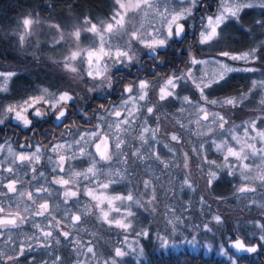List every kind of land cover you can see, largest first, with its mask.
Instances as JSON below:
<instances>
[{
    "label": "snow or ice",
    "instance_id": "6c2138e0",
    "mask_svg": "<svg viewBox=\"0 0 264 264\" xmlns=\"http://www.w3.org/2000/svg\"><path fill=\"white\" fill-rule=\"evenodd\" d=\"M217 4L215 12L211 15L199 16V22L195 23L197 21L196 13L204 7V0H112L111 15L106 19L94 22L92 17L85 16L81 24L74 26L73 30L67 34L59 24L49 25L57 32V38L53 41L54 45L71 42L74 46L70 48L69 54L64 57L62 62L54 60L53 63H62L63 69L73 74V79L82 80L86 75L92 81H101L100 84L88 88L89 92L100 89L114 90L119 84V93L122 96L118 105L108 108L104 104L99 105L98 111L103 115L99 117L101 122L94 125V130L80 133L77 128V138H74L71 143L67 145L58 143L52 147L51 151L57 154L55 167L52 171L64 172L65 165H67L68 179L57 175L47 182L61 186L59 190H56V195L62 197L63 203L67 204L71 200L75 205L80 202L82 178L83 181L88 182L83 188V195L95 202L96 219L109 228L115 227L124 232L131 229L132 221L129 218L135 215L131 208L134 204L140 207H143V204L134 197L131 191L127 194L109 191L113 185L120 184L127 179L124 174L127 172L126 168L123 172L120 170L111 171V164L113 160L122 164L127 163V153L125 152L127 140L125 137L131 130H135L131 126L138 118L137 114H141L139 118L142 119V126L139 127L136 138L140 141L141 147L148 144L151 151L143 153L137 149L132 155L140 160L145 159L146 156L149 159L154 158L163 165L164 169L170 167V162H165L155 150V143H158L156 136L160 132L158 113L165 106L175 108L176 112L180 113L188 111L185 105L189 106L197 117L194 122L197 128L207 129V132L197 131L195 133L197 136L220 134L219 140L203 141L198 148L192 149L203 163L215 165L217 169L227 168L228 175H234L239 171V175L244 181H259L260 187L264 188V166L256 165V175L249 176L248 173L251 172L252 167L245 163L249 159L259 157L264 164V114L250 118L242 125H235L234 122L229 124L231 113L221 114L219 111L212 110L217 107L230 110L246 107L245 102L252 98L253 93L259 88L261 90L259 100L261 107L258 110L264 113V79L252 80L247 91L240 90L235 94H228L225 91L231 86L234 74L254 73L259 70L256 67H238L235 62L242 61L245 65L255 64L264 56V53L257 55L261 49H264V43L242 53H233L216 46L222 40V33L230 23H239L241 13L245 9L254 7L264 9V0H217ZM39 23V19L31 13L22 19L20 26L23 31L17 33L22 47L25 37L33 35L32 26ZM255 23L264 27V20H257ZM190 30L198 33L196 45L208 46L214 50L212 59L199 58L198 52L194 53L192 47L189 46L184 70L170 71L163 77L158 88L146 78L131 80L127 84L121 83L120 80H114L121 68H128L140 63L137 55L139 51L146 50L150 53L153 63L156 61L165 63L162 57L166 56L167 52L164 50L172 48L174 45L179 47L185 44ZM82 31L91 34V37H85V39H91V43L87 47L81 46ZM77 61H79V65H87L83 73L80 72ZM210 64L214 65L211 72L207 70ZM113 69L116 71L114 72ZM18 75L15 71H0V93H8L12 78ZM178 89L180 91H177ZM185 89L192 94H184ZM150 92L155 99L150 97ZM218 92L225 94L217 95ZM76 100L77 97L72 94L71 90L50 91L49 88H40L36 95H29L16 103L0 106V125H3L6 119L11 118L25 128H30L33 121L28 118L26 113L31 111L33 117L53 116L55 120L61 121V127H65L71 132L76 125L73 122L69 126L71 112L68 106L71 103V106L75 108ZM37 105L47 106V109L41 111ZM84 115L87 117V113ZM169 115H173V113H169ZM107 117L113 118L110 123L106 122ZM149 117L153 119L155 127L148 126ZM175 123L179 124L181 128H187V125L180 123L179 119H176ZM189 123L192 122L189 121ZM225 125H229V127L226 128ZM237 128L242 130V135L237 134ZM170 140L180 143L182 137L173 133L170 135ZM149 141L155 143L149 144ZM205 144L221 154L223 164H217L215 160H208ZM73 145L77 146L76 150H73ZM40 151L41 146H37L35 152L28 154L13 153L9 149V154L12 156L11 163L15 164L17 161L21 164L27 163L36 173L34 162L40 160L38 155ZM169 151L171 152L172 149L169 148ZM82 158L87 159L88 167L77 171L72 161ZM183 158L184 168L188 169L191 157L187 152H184ZM48 159L49 162H52L51 157ZM106 168L109 169L107 173L105 172ZM4 170L14 174L12 167H7ZM201 170L203 171L202 166ZM38 175L42 177L44 173L39 172ZM206 175L209 187L220 179L218 172L211 168L208 169ZM101 176L105 178L101 180ZM32 178L37 179L38 177L34 175ZM4 179L6 178L0 177V189H6L0 191V198L8 200L26 198L31 203H25L21 211L19 204H16L14 208L12 203L5 205L4 199H0V238H3V244L10 249L11 253L0 250V264H20L21 257L26 258V253L33 252L35 248L44 249L45 254L50 256V261L42 259L39 264H63V258L60 255H53L49 251L53 245H60L62 241H67V246L73 249L76 255L74 264H91V260H95L97 256L95 245L91 241H84L74 236L72 231L64 230L62 227L64 220L67 219L72 229L77 233L84 230L78 226L85 222L83 218L93 215L91 207L85 206L82 210L77 209L76 213L65 209V216L57 219L53 213L60 209V203L50 206L48 197L52 193L48 191V188L41 185L35 188L34 192L27 189L21 190L17 184H23V180L13 178L5 184L3 183ZM143 186L146 190H151L148 203L152 204L157 200L156 189L152 186L151 180H145ZM185 186L190 190H195L193 184L189 182L187 174L181 188ZM236 191L252 193L257 189L250 186L249 183H245L238 186ZM34 193H47V196L34 195ZM201 201L203 202V197H201ZM261 207L264 208V204ZM122 208L123 212H121ZM113 212L120 215L118 217L111 216ZM35 217H43L44 225L41 226L40 223L35 222ZM213 219L217 223L222 222L219 215L213 216ZM30 221L31 227L37 231L28 237L27 241L17 244L13 241V230H21L22 226ZM168 223L173 228L176 227L172 220H169ZM257 226L264 231V224L258 223ZM204 227L207 229V225ZM138 234L147 235L148 233L142 231ZM259 239L264 241V235H260ZM232 243L233 247L239 251L254 253L259 247V245L249 246L241 239H236ZM126 255L128 253L122 247H116L114 253L110 254V259L98 261L97 264H120L118 258H123ZM81 257L85 259H81ZM32 259L35 261V256Z\"/></svg>",
    "mask_w": 264,
    "mask_h": 264
},
{
    "label": "rangeland",
    "instance_id": "374dc122",
    "mask_svg": "<svg viewBox=\"0 0 264 264\" xmlns=\"http://www.w3.org/2000/svg\"><path fill=\"white\" fill-rule=\"evenodd\" d=\"M205 1V0H204ZM213 7L211 9H207L205 12H198L196 13L197 21L195 23H198L199 16L204 15H211L213 12L216 11L218 4L217 0H212ZM111 9H112V0H108V6L106 7V12L102 13L103 15L97 19L102 20L106 19L108 16L111 15ZM246 10V9H245ZM29 13H25L23 15H15L12 19H14L13 23H10L6 26V33L10 34L16 43L17 50H20L17 61H13L11 63H0V71H15L18 74L23 73L24 71H34L36 74L28 73L29 79H31L32 82H34L30 89L27 90V95L24 96V91H20L17 97L13 94H11L10 97L3 96L0 98V106L8 105L11 103H16L24 98H26L29 95H36L39 92L40 88H49L50 91H58V90H71L72 94L77 97V100L75 102L76 106L73 109L78 110L81 112L83 109L86 111L87 105H93L95 107H98L99 104H104L106 106V102L109 101V96L114 92V101L110 106L112 105H118L120 104L122 100V96L119 94L120 85L117 84L116 88L114 90H108V89H100L95 92H89L88 88L92 87L93 85H98L101 83V81L96 80L92 81L91 78L87 77L86 75L84 78L81 79H73L72 73H69L63 69L62 63H53V61H63L64 57L69 54L70 48H73L74 46L69 43L62 42L61 44H53V41L55 38H57V32L55 29L50 28V24H59L61 28L67 32H70L73 30L74 26L81 24L83 18L86 16L84 14H74L68 9L64 11L63 13L59 14L56 18L48 15L45 17H39L38 15H35L31 13L34 17L38 18L40 23L34 24L32 26L33 35L26 36L25 42L23 47L19 43V37L17 33H20L23 31L21 25L22 19L27 16ZM243 13V12H242ZM241 13V14H242ZM97 20H93L94 22ZM192 33V37L190 38L191 41L189 44H191L193 52H198V57L202 59H212L213 56V49L208 46H199L196 45V39L198 38V33L194 30H190ZM91 37V34L84 33L82 31L81 34V46L87 47L91 43V39H85V37ZM188 44L185 45V49L187 51ZM252 47H248L247 49L237 48L236 50H228L233 53H242L245 51H248ZM168 51V49L164 50ZM259 53H257L258 55ZM139 57V64L133 65L128 68H121L119 71H125V72H132V75L129 79L124 78L120 76L117 78V74L114 77V80H120L121 83L127 84L128 81H131L132 78L135 77V71L137 69H143V73L140 74L138 79H148L152 82L153 85H155L157 88L160 83H162L163 75L161 73L159 74H153L152 72H149L148 68V62L150 59V53H148L146 50L139 51L137 53ZM162 58H165L162 57ZM187 60V59H186ZM151 61V60H150ZM158 62V61H156ZM185 61H183L182 65H178V70L183 71L185 68ZM77 65H79V61L76 62ZM151 64V62H149ZM236 66L238 67H256L260 71V69L264 68L260 64L259 61H256L255 64L245 65L242 61L235 62ZM199 67V66H197ZM87 68V65H79V70L81 73H83ZM214 69V65H209L207 70L211 72ZM115 72L116 70L113 69ZM177 71V70H172ZM261 77H257L256 81L261 80ZM251 85V84H250ZM248 86V88L250 87ZM248 88L244 91H247ZM177 91H180L178 89ZM184 94L191 95L192 93L188 91L187 89L184 90ZM260 94L261 91L259 88L253 93L252 98H250L248 101H246V107H241L240 109L236 110H230V109H220V108H213L214 111H219L221 114L225 113H231V119L229 121V124H232L234 122L235 125H242V123L246 120H249L250 118H253L255 116L262 115L264 113L260 112L258 109H260ZM150 97L155 99V97L152 96V93L150 92ZM103 99V101H98V99ZM107 99V100H105ZM71 105V103L69 104ZM109 106V107H110ZM37 107H40L42 111H45L47 109V106H41L37 105ZM186 108H188V111L184 113L176 112L175 108H169L167 106L160 109L158 115H159V123H160V131L161 134L158 133L156 136V141L158 143H155L153 141H149V144L155 143V150L159 153L161 158L165 160V162H170V167L168 169H164L163 165L160 164L159 161L145 157V159L141 160L146 165V175L139 174L138 177L129 176L127 173H124L127 177V180L125 179L122 183L119 185H122L121 187L126 188V191H114L117 194H127L129 191H131L136 199H139L141 201V204H143V207H140L139 205H133L131 208V211L135 214L133 217H130L132 221V228L129 229L127 232H125L124 235H121V243L119 246L118 243L113 245L111 247V253H114V249L116 247H122L128 255H126L123 258H118L120 260V264H138L139 260H145L146 257L143 255L145 250V245H148V250H153L156 252H162V253H168L178 250H187L188 253H196V254H204V255H210L215 254L219 257L224 258L227 261V264H247L246 262H242V260H239L238 256L227 247V242L231 239L237 238L239 236L240 232H243L245 235H249V232L254 233L252 235L257 236L259 239L260 235H264V231H262L257 224H264V208L261 207L262 204H264V191L261 192L259 190V182L258 181H244L240 175L239 171H237L234 175H228V169H217L215 165H210L212 167L211 170L217 171L218 175L220 173L227 174V178L231 179L233 182H235V187L249 183L250 186L255 187L257 189L256 192L252 193H246V196L244 197V193H236L232 197H228L227 195L224 197L223 202L227 206V208L230 206L233 208L230 204L231 201H235V206H239L240 202L243 201L241 208L243 209V213L236 212L233 210H229L223 212L224 219L222 215H219L217 212H214L210 207V204H208L205 199L204 195L206 193L204 191H209L212 193L211 187L207 185V175L206 172H200L198 165L202 164L203 162L200 160L198 156L193 154L191 151L192 149L198 148L199 145H193V143L200 144L203 141H210L211 139H220L219 133H213L210 135H206L203 137L197 136L195 133L197 131L201 132H207L206 128H197L195 125V120L197 119L196 115L194 114L193 110L185 105ZM173 113L171 115L173 118L179 119L180 118L186 122H184L185 125L191 121L192 128H194V134L187 137H182V133L177 131L175 128L176 126H179L178 124H174L176 121H169V119L164 116L166 114ZM74 115V114H72ZM103 115V114H101ZM100 114H95L96 124L100 123L99 117ZM141 114H137L138 118L135 120V122L132 124V129L129 132V134L125 137L127 140V146L125 147V152H130L127 154L128 158H131V162H135L137 160H140L139 158L132 155L134 151L139 149L143 153H148L151 151L148 144L141 147L140 141L136 138L138 135V129L140 126H142V119L139 118ZM163 117V118H162ZM11 119V118H10ZM112 117H107L106 122L110 123ZM7 121L9 120L6 119ZM188 122V123H187ZM148 126L155 127V123L153 122V119L151 117L148 118ZM207 123V122H202ZM174 127V128H173ZM215 127V126H213ZM225 127H229V125H225ZM175 130V132H173ZM91 131V130H90ZM237 134L242 135V130L240 128L236 129ZM85 131H81L80 133H83ZM176 133L182 137V140L180 143H177L175 141L170 140V135ZM73 138V137H72ZM75 138V137H74ZM73 139H69L67 142H65V145L68 143H71ZM59 143V142H58ZM55 143V144H58ZM63 144V143H59ZM167 145V147H165ZM174 146L177 148L179 147V151L174 149ZM259 146V145H257ZM75 145H73V150H76ZM169 148L172 149V151H169ZM205 148L207 149V157L208 160H215L217 164H223V158L220 153L216 152L214 149L210 148L208 144H205ZM4 151V158L11 162L12 156L9 154V148H5ZM94 151V149H93ZM178 151V152H177ZM11 152L14 153V151L11 150ZM32 152H35L32 151ZM28 152V153H32ZM187 152L191 159L189 160V168H184V158L183 153ZM39 155V153H38ZM211 156H213L211 158ZM218 156V158H216ZM53 161V168L55 167V161L57 160V157L51 156ZM127 158V159H128ZM123 159V158H121ZM114 161V160H113ZM111 164V171L120 170L123 172V167L121 166L122 163L116 162V164H119L121 167H118L115 165V163ZM79 162V163H78ZM78 163V164H77ZM129 163V159L127 164ZM245 163H248L252 170L248 173L249 176H255L257 172L256 165L262 164L259 157L249 159L248 161H245ZM72 164L74 168L77 171H81L84 168L88 167V162L86 158L73 160ZM79 167V168H77ZM175 167V168H174ZM109 169H105V172L107 173ZM180 173L179 175V181L175 180L177 182V187L173 189L172 183L175 182L174 179L177 177L176 172ZM56 173L53 178H55L57 175L61 176L67 173L68 175V168L67 165H65V171L64 172H54ZM188 175L189 182L193 184L194 191L188 189L186 186L181 188L183 179L185 175ZM105 177L101 176L100 179L103 180ZM157 178V181L155 183H158L156 185L153 182V179ZM145 180H151L152 186L156 189V195L157 200L153 201L152 204H149L148 201L150 199V189H145L143 186V182ZM128 182V183H127ZM87 184L88 182L85 181ZM199 183V184H198ZM140 184V186H138ZM118 184H115L112 186H117ZM176 185V184H175ZM71 186V185H70ZM85 186V184H84ZM94 187V185H92ZM200 187L199 192L202 193L198 196L197 202H195L194 207H198V211L196 212H190L186 208L190 207L189 202H192V197L196 194L198 188ZM111 188V189H112ZM60 189V187L58 188ZM111 189H109L110 192ZM124 189V188H123ZM236 190V189H235ZM54 189H52L51 193L54 194ZM11 195V194H10ZM201 197H203V202L201 201ZM236 197V198H234ZM189 199V200H188ZM15 200V199H13ZM187 200V201H186ZM85 206H89L92 208V212L95 211V202H92L89 197L86 196L84 198ZM184 201H186L184 203ZM195 201V200H194ZM255 201V203H253ZM62 204V203H61ZM60 204V205H61ZM119 204V202H117ZM63 205V204H62ZM164 205H166L164 207ZM64 206V205H63ZM83 207V208H84ZM164 207V208H163ZM212 207V206H211ZM155 209V211H153ZM62 210L61 206L58 212ZM82 210V208H81ZM124 209H121V212H123ZM57 212V213H58ZM164 212L167 213L166 216H164ZM257 214L259 213V216L262 217V219H256V218H247L248 214ZM120 214L118 213H111V216L118 217ZM184 217L180 219V216ZM219 215L222 218L221 223H217L213 216ZM179 218V219H176ZM169 220L173 221V224H177V220H179V227L173 228L172 225L168 223ZM232 220L233 221V227L232 230L229 232H223L220 233V227L224 225V223H228L226 221ZM143 221V222H140ZM144 223V224H143ZM143 224V225H141ZM204 225H207V229L204 227ZM108 227V226H107ZM115 228V227H113ZM117 229V228H116ZM208 229H211L210 231ZM187 232H186V231ZM142 231H146L147 235H139L138 233H141ZM124 232V231H123ZM251 236V235H249ZM251 239V237L249 238ZM85 241V240H84ZM91 241V240H90ZM260 241V239H259ZM65 242V241H64ZM92 242V241H91ZM264 245V241H260ZM94 244V243H93ZM97 256L95 260H91V264H97L98 261L102 262L103 260L110 259V254H108V257H103V254H99L97 252ZM63 258V256L61 255ZM238 257V258H237ZM76 259V255L74 256ZM81 259H85L84 257H81ZM68 260L63 258V263L67 264Z\"/></svg>",
    "mask_w": 264,
    "mask_h": 264
},
{
    "label": "trees",
    "instance_id": "16d2710c",
    "mask_svg": "<svg viewBox=\"0 0 264 264\" xmlns=\"http://www.w3.org/2000/svg\"><path fill=\"white\" fill-rule=\"evenodd\" d=\"M108 6V0H0V63H11L13 61H17L18 54L20 50H17L16 48V43L14 41V38L6 33V26L10 23H13L15 15H23L25 13L31 12L35 15H38L39 17H45L48 15H51L53 17L59 16V14L63 13L68 9L74 14L80 15L84 14L86 16L92 17L93 20L99 19L103 14L106 12V7ZM257 20H264V9H261L259 7H254L251 9H247L243 11L241 14V20L239 23H230V25L225 29V31L222 33V40L217 43L218 48H222L224 50H236L239 48L241 45V31L239 28L241 26H246V30H250L254 33V37L249 43V46L251 44H260V41L263 39V37L258 36L256 37V31H262L264 30V27H261L260 25L256 24L255 22ZM239 26V27H238ZM256 37V39H255ZM241 46H247L245 44H242ZM214 51V50H213ZM264 66V64H262ZM35 71V70H34ZM32 71H24L23 73L19 74L16 77H13L10 84L9 88L10 91L8 93H0V98L3 96L5 97H10L11 94H13L17 97L20 91H24V96L27 95V90L30 89V86L34 83L29 79L28 73L36 74V72ZM264 72V71H262ZM247 73H236L234 74L233 79L231 80V86L227 88L225 91L228 94H235L236 92L240 91V88L242 86L246 87L248 84H251L253 79L248 78ZM264 79L263 74L258 76ZM257 78V77H256ZM255 78V79H256ZM260 90V89H259ZM261 91V90H260ZM225 94L224 92H218L217 95H223ZM18 99V97H17ZM106 100V99H105ZM98 101H103V99H98ZM71 110H76L73 109L71 105ZM90 106L87 105L86 109ZM102 114L100 112H97L96 115ZM168 118L169 121H173L176 118H173L171 115L166 114L164 118ZM163 118V117H162ZM184 120L180 118V123L184 124ZM188 123V122H187ZM175 124V122H174ZM193 123H188L187 128H181L180 125L176 126L175 128L177 131L182 133V137H187L189 138L192 136L194 133V128H192ZM174 128V127H173ZM90 131L94 130L93 129H80L79 131ZM76 131V130H75ZM175 132V130L173 131ZM76 133V132H75ZM161 134V131L159 132ZM199 145L198 143H193V145ZM175 150L179 151V147L177 148L174 146ZM177 151V152H178ZM193 153V151H191ZM126 153H130L127 152ZM194 154V153H193ZM53 157H57V155H54ZM213 156H211L212 158ZM128 158V157H127ZM218 158V156H216ZM129 159V163L127 164H121L123 167V171L126 168L127 169V174L129 176H134L138 177L139 174L141 175H146V165L143 161L137 160L135 162H131ZM127 159V162H128ZM116 160L113 161L116 166L121 167L119 164H116ZM201 166L203 168V171L201 170ZM199 171L200 172H206L208 171L209 168L212 169V167L209 164L202 163L198 165ZM79 168V167H77ZM175 168V167H174ZM168 169V168H167ZM176 172V178L174 181L179 179V175L181 172ZM53 176L56 175V173H52ZM65 178L68 179L67 173L64 174ZM227 174L225 173H220L219 177L220 179L215 181L212 186V193L207 191H204L206 195H204L205 201L210 204V207L214 212H217L219 215H222L223 212L226 213V211L233 210L236 212L243 213V209L241 208V205L243 201L240 202L239 206H235V201H231L230 204L233 208L230 206L227 208L225 203L223 202L224 197L227 195L229 198L232 197L234 194L238 193L235 189V182H233L231 179H228ZM127 180V179H126ZM157 181V178L153 179V182L155 183ZM172 183L173 189L177 187V182ZM179 181V180H178ZM128 183V182H127ZM84 184L86 185L85 181L81 178V183H80V202L78 204L73 205V201H68L67 204L62 202V197H58L56 195V190H59L58 188L60 185L52 184L51 189H54V194H52V200H53V206L56 203H62L60 206L62 210L60 212L55 211L54 215L56 216L57 219H61L62 216H65V209H67L69 212L76 213L77 209H83L85 204L84 198L86 196L83 195V188ZM158 185V183H155ZM176 184V185H175ZM199 184V183H198ZM122 185H117L114 186L111 191H126L125 186L121 187ZM140 186V184L138 185ZM124 188V189H123ZM198 190L196 194L191 198L192 202L188 203L190 204V207L186 208L190 212H196L198 211V207H194V203L197 202L198 196L201 195L202 193L199 192L200 187L197 186ZM50 189V190H51ZM246 196V193H244V197ZM236 198V197H234ZM195 200V201H194ZM187 201V200H186ZM184 201V203L186 202ZM166 205H164L165 207ZM212 206V207H211ZM163 207V208H164ZM58 212V213H57ZM199 212V211H198ZM95 211H93V215H90L84 219V223L79 225L81 230L80 232H76L74 229H72L71 224L68 222L67 219L64 220V223L62 224V227L64 230L72 231L73 235L85 240V241H92L96 247V251L99 252V254H103V257H108V254L111 252V247L115 244L118 243L117 246L120 245L121 243V235H124L125 232H123L120 229L116 228H109L107 227L106 224H102L100 220L96 219L95 216ZM167 213L164 212V216H166ZM248 214V213H247ZM184 217L180 216L179 218L182 219ZM223 219L224 216L222 215ZM256 218V219H262L261 216H259V213L257 214H252L247 216V218ZM225 220V219H224ZM143 222V221H140ZM177 224L176 226L179 227V220L176 221ZM228 223H224L223 226L220 227V233L223 232H229L232 230L233 227V221L229 220L226 221ZM144 224V223H143ZM141 224V225H143ZM86 230V231H85ZM186 231V230H185ZM187 232V231H186ZM256 233V232H254ZM254 233L249 232V235H245L243 232L239 233L238 237H241L245 243H254L257 242L259 243V251L255 252L254 254L250 256H243V257H237L239 260H242V262H246L247 264H264V245L262 242L259 241L257 236L252 235ZM251 237V239H249ZM57 249L54 247L53 251L51 250L53 255H62L64 259H67L68 262L67 264H74L75 261V253L73 249L70 246H67V241H62L60 245H57ZM148 245H145V252L143 255L146 257L144 260H139L138 264H227V261L219 257L215 254H210V255H204V254H194V253H188L187 250H178V251H173V252H168V253H162V252H156L148 250L147 248ZM1 250V249H0ZM3 251L10 253V249L4 245ZM50 251V250H49ZM34 256H35V261H33L34 264H39V262L43 260H48L49 255L45 254L44 249L37 248L36 250L34 249ZM98 255V254H97ZM33 260V259H32ZM64 264V263H63ZM134 264V263H133ZM137 264V263H136Z\"/></svg>",
    "mask_w": 264,
    "mask_h": 264
},
{
    "label": "flooded vegetation",
    "instance_id": "af4514ba",
    "mask_svg": "<svg viewBox=\"0 0 264 264\" xmlns=\"http://www.w3.org/2000/svg\"><path fill=\"white\" fill-rule=\"evenodd\" d=\"M213 5L214 4L212 0H205L204 7L201 8L200 12H205L207 9H211ZM239 30L241 31L240 33H242L241 45L242 44L247 45V46L240 45L239 46L240 48L242 49H247L248 47L256 48L259 47L262 43H264V30L259 31V33L258 31H256V34H258L256 35V37L258 36L263 37V39L260 41V44H257V46L255 44H251L249 46V43L254 37V33L252 31L246 30V26H241ZM191 37H192V33L189 32L188 40L185 44H182L179 47H176L174 45L172 48H169L165 58H162L165 61V63H160L159 61L153 63L152 60L149 59V62H151V64H149L148 62L149 65L148 68L150 70L149 72H152L155 75L161 73L163 76H165L172 70H178V65H182L183 61H186L187 59V51L185 49V45L188 44V46H192L191 44H189L191 41L190 39ZM258 53H259L258 55H261L262 53H264V49H261V52ZM258 61L260 62L261 65L264 64V56H262V59ZM262 71H264V68L254 73H247L249 74L248 78L254 80L256 77L262 74L264 76V72ZM135 72H136L134 74L135 77L132 78V80H138L140 74L143 73V69H137ZM131 75L132 72L130 73L125 71L117 72V78L122 76L124 78L129 79ZM249 85L250 84H248L246 87L242 86L240 90L243 91L246 90ZM113 98H114V92L110 94L109 101L106 102L107 104L105 106L106 108H108L113 102H115ZM68 107H69V111L71 112V120L69 121V126H71L73 122L76 125L75 128H72L71 132L68 131L67 128L61 127V121L55 120L53 116L49 115L44 117H33L31 111L26 113L28 118L32 119L33 121V124L30 128H25L23 125L18 124L16 120L10 118L8 121L5 120V123L3 125H0V146H2V148H0V177L6 178L3 180V183L7 184L9 179L18 178L24 181L23 184L21 183L17 184V187L21 190L27 189L28 191L34 192L35 188L43 185L44 187L48 188V191L51 193L52 184H49L47 181L53 179V175H52L53 161L49 162L48 157L57 155L56 153L51 151L52 147L55 145V143L59 142L65 144V142H67L69 139L71 140L74 137L77 138L78 134L77 131H75L77 128L93 129L94 125H96L95 114L99 112L98 111L99 106L95 107L93 105H90L86 109V111L83 109L81 112H79L78 110L73 111L71 110L70 106ZM84 113H87V117H85ZM37 146H41V151L39 153L40 160L38 162H34V166L37 169L36 173H34L31 170V167L27 165V163L21 164L19 161H17L15 164H12L10 161L4 158V151L6 150L5 148L11 149L12 151H14V153L28 154V152L34 151ZM7 167H12L14 169V174L5 171L4 169ZM39 172H43L44 175L42 177L39 176L38 175ZM34 175H36L38 178L33 179L32 177ZM61 176L64 175L62 174ZM3 190L6 189H0V191ZM259 190L263 192L264 188L259 187ZM34 195L47 196V193H40V194L34 193ZM0 199H4L5 205H7L8 203H12L14 208L16 204H19L21 211L23 210L25 203L28 204L31 203L30 201H27L26 198L15 199V200L13 199L8 200L6 198H0ZM48 200L50 206H53L52 195L48 197ZM35 222L40 223L41 226H43L45 220L43 217H35ZM36 231H37L36 229L31 227V221H30L29 223L23 225L21 230H16V229L13 230V241H15L17 244L20 242H25L27 241V238L30 237ZM2 239L3 238H0L1 250L4 247ZM54 247L57 249L58 246L53 245L52 248L49 250L53 251ZM36 249L37 248H35V250ZM34 253H35L34 251L30 253H26V258L21 257L20 264H34L32 260ZM48 260L50 261V256Z\"/></svg>",
    "mask_w": 264,
    "mask_h": 264
},
{
    "label": "water",
    "instance_id": "95a60500",
    "mask_svg": "<svg viewBox=\"0 0 264 264\" xmlns=\"http://www.w3.org/2000/svg\"><path fill=\"white\" fill-rule=\"evenodd\" d=\"M236 239H241L243 240L241 237H237V238H234V239H231L230 241L227 242V247L230 248L236 255L238 256H244V255H250V254H253V252H247V251H239L237 250L236 248L233 247V241H235ZM246 244V243H245ZM249 246H252V245H258L257 242H254L252 244H247ZM259 247L257 248V251H258ZM256 251V252H257ZM255 253V252H254Z\"/></svg>",
    "mask_w": 264,
    "mask_h": 264
}]
</instances>
